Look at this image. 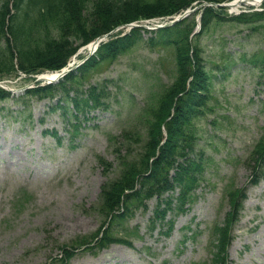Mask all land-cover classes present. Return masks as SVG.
Returning <instances> with one entry per match:
<instances>
[{
    "label": "rangeland",
    "instance_id": "1",
    "mask_svg": "<svg viewBox=\"0 0 264 264\" xmlns=\"http://www.w3.org/2000/svg\"><path fill=\"white\" fill-rule=\"evenodd\" d=\"M193 8L197 12L200 5ZM262 12V4L225 6L223 19H213L199 36L213 110L198 121L202 179L189 208L168 215L170 233L163 234L166 225L159 223L150 228L152 198L146 211L135 208L115 221L112 234L131 246L78 249L68 264H207L209 227L230 208L225 193L246 186L228 258L230 264H264V179L249 184L253 163L247 160L264 129ZM238 13L247 16L229 19ZM145 27L125 53L84 81V89L102 88L107 104L90 110L87 119L51 108L54 100L31 97L26 107L17 96L0 100V264H55L61 244L91 238L102 224L100 187L119 174L120 153L133 156L143 149V107L175 76L173 49L150 43L153 25ZM4 76L16 85L27 82ZM46 130L56 131L59 140ZM124 132L133 137L124 138ZM98 156L111 165L104 168Z\"/></svg>",
    "mask_w": 264,
    "mask_h": 264
},
{
    "label": "trees",
    "instance_id": "2",
    "mask_svg": "<svg viewBox=\"0 0 264 264\" xmlns=\"http://www.w3.org/2000/svg\"><path fill=\"white\" fill-rule=\"evenodd\" d=\"M194 1L197 0H1L0 76L14 71L16 65L29 72L59 68L77 42H86L136 19L177 13ZM221 10L204 7L200 30L193 35L196 13L157 29L150 37V43L173 49L174 80L143 107L147 130L143 149L133 156L129 152L120 153L119 174L101 185L97 209L105 220L91 238L85 237L76 245L61 244V259L55 260V264H68L75 250L83 245L85 248H103L111 242L130 245L128 239L112 235L114 221L124 218L137 207L145 209L147 200L152 197H156L157 202L149 220L150 226L153 228L157 222L166 224L167 228L162 232L168 234L173 220L166 218L167 213L185 211L186 205L193 200L194 189L204 171L202 152L196 151L200 134L198 121L207 110H213V105H208L212 97V77L203 63L199 36L209 29L213 19H223ZM246 16L240 14L229 19ZM139 35V29L133 28L123 37L110 39L100 45L97 56L86 61L77 73L67 75L55 85L28 90L27 94L37 98L59 96V108L70 102L78 113H85L89 107L106 106L102 102L104 90L97 84L84 89V81L102 63H111L126 52ZM6 96L7 92L0 88V98ZM163 129L166 130L165 139ZM122 136L132 138L133 134L124 132ZM98 160L106 169L111 165L100 156ZM247 160L253 163L249 183L256 184L261 177L264 178V130ZM244 197V187L228 192L230 209L222 223L213 225L209 264H229L227 248ZM109 216L108 225L98 237ZM95 238V244L89 247L87 244Z\"/></svg>",
    "mask_w": 264,
    "mask_h": 264
},
{
    "label": "bare ground",
    "instance_id": "3",
    "mask_svg": "<svg viewBox=\"0 0 264 264\" xmlns=\"http://www.w3.org/2000/svg\"><path fill=\"white\" fill-rule=\"evenodd\" d=\"M243 2L244 3H258L259 0H243ZM239 3H240V0H233L231 2V5H232V7H235V6L239 5ZM41 78H49V79H52L53 80L56 77L52 73V74H44V75H41Z\"/></svg>",
    "mask_w": 264,
    "mask_h": 264
}]
</instances>
